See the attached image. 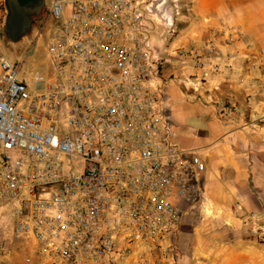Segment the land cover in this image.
<instances>
[{
    "label": "built area",
    "instance_id": "2783aa9c",
    "mask_svg": "<svg viewBox=\"0 0 264 264\" xmlns=\"http://www.w3.org/2000/svg\"><path fill=\"white\" fill-rule=\"evenodd\" d=\"M168 2L46 0L41 71L0 47V216L34 239L24 264H123L139 247L178 263L182 203L207 201V165L178 142L166 95L156 35L174 26ZM246 38L240 26L217 30L194 45L195 67L241 71L239 51L221 46Z\"/></svg>",
    "mask_w": 264,
    "mask_h": 264
},
{
    "label": "crops",
    "instance_id": "0c3cea01",
    "mask_svg": "<svg viewBox=\"0 0 264 264\" xmlns=\"http://www.w3.org/2000/svg\"><path fill=\"white\" fill-rule=\"evenodd\" d=\"M187 1L188 16H181L187 23L174 39L160 40L163 77L178 142L206 162L207 201L195 208L182 203L177 264H264V0ZM230 26L247 33L237 46H221L225 55L239 51L241 71L223 66L204 77L194 45ZM229 103L242 113H229ZM123 264H170V258L139 247Z\"/></svg>",
    "mask_w": 264,
    "mask_h": 264
},
{
    "label": "rangeland",
    "instance_id": "374dc122",
    "mask_svg": "<svg viewBox=\"0 0 264 264\" xmlns=\"http://www.w3.org/2000/svg\"><path fill=\"white\" fill-rule=\"evenodd\" d=\"M187 0H178L179 14L176 13L174 1L169 0L166 7L169 11L174 8V26L172 28L159 27L157 31V39H165L169 41L174 39L178 33V26L181 23H187L184 17L188 16V8L185 6ZM5 0H0V23L4 21L5 7L3 5ZM2 15V16H1ZM42 27L40 22L38 27L33 32L32 36L20 38L17 41L8 40L3 38L0 40V45L4 53L14 62H22L25 57V69L27 71L34 69L35 59L38 62V70L41 71L43 62L45 61L46 52L44 50L48 39L52 36V29L46 28L44 38L36 41V33ZM2 28L0 24V29ZM163 34V35H162ZM33 49V50H32ZM28 74L26 73L25 76ZM10 212H6L0 216V264H24L26 259L32 255L34 249V239L31 237H18L14 234L12 229V220L9 216ZM154 254H161L162 252L155 248L152 252Z\"/></svg>",
    "mask_w": 264,
    "mask_h": 264
},
{
    "label": "water",
    "instance_id": "95a60500",
    "mask_svg": "<svg viewBox=\"0 0 264 264\" xmlns=\"http://www.w3.org/2000/svg\"><path fill=\"white\" fill-rule=\"evenodd\" d=\"M8 17L6 31L12 41H17L30 27V20L26 11L32 7H39L41 0L35 4L21 6L18 0H6Z\"/></svg>",
    "mask_w": 264,
    "mask_h": 264
},
{
    "label": "flooded vegetation",
    "instance_id": "af4514ba",
    "mask_svg": "<svg viewBox=\"0 0 264 264\" xmlns=\"http://www.w3.org/2000/svg\"><path fill=\"white\" fill-rule=\"evenodd\" d=\"M21 6L29 5V4H35L39 2L40 0H18ZM5 7V15L3 23L1 22L2 28L0 29V40L3 38H7L8 40H11L9 37V34L6 31V24H7V17H8V9H7V3L5 0V3H3ZM26 15L29 18L31 24L27 32H25L22 36L18 38H25V37H30L32 36L33 32L35 29L38 27L39 23H43L44 18L46 16V0H41V3L39 7H32L31 9L26 11ZM2 16V15H1ZM1 47V45H0ZM46 50V47L44 48Z\"/></svg>",
    "mask_w": 264,
    "mask_h": 264
}]
</instances>
